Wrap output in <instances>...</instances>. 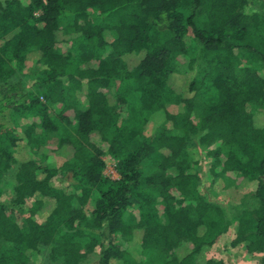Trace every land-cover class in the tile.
<instances>
[{"label": "trees", "instance_id": "obj_1", "mask_svg": "<svg viewBox=\"0 0 264 264\" xmlns=\"http://www.w3.org/2000/svg\"><path fill=\"white\" fill-rule=\"evenodd\" d=\"M255 1L0 2V264H31L44 249L47 264H197L233 222L200 194L192 138L212 179L232 173L237 188H253L257 206L233 219L229 245L264 264V0L260 12ZM189 33L205 66L184 93L169 81L194 70ZM160 111L169 130L146 135ZM37 130L59 135L56 146ZM105 157L118 179L103 175Z\"/></svg>", "mask_w": 264, "mask_h": 264}, {"label": "rangeland", "instance_id": "obj_2", "mask_svg": "<svg viewBox=\"0 0 264 264\" xmlns=\"http://www.w3.org/2000/svg\"><path fill=\"white\" fill-rule=\"evenodd\" d=\"M4 0H0L2 2ZM249 9L260 12L261 10V4L260 0L252 2L249 5ZM91 15H94L93 12H91ZM92 17V16H91ZM93 22H96V18L92 17L91 19ZM200 20V19H199ZM65 21L62 26L65 25ZM199 25L204 27L203 20L199 22ZM104 41L107 44H110L114 38L115 34L113 32L105 31L103 33ZM188 55L192 57L195 61L194 64V70L187 72V74H183L181 71L179 73L172 75L169 81L170 86L177 92H186L188 88V84L191 82V78H193L194 75H196L201 68L205 66L204 59L201 56V47L198 44V42L192 37V35L189 33L185 37ZM58 49L61 52H67L72 50V44L67 45H59ZM109 47L107 48V51H109ZM37 59V56L29 55L28 56V62L26 63L27 69L29 70L32 65H35V60ZM134 61V58L132 59ZM26 69V70H27ZM116 86H118V83L112 82L110 85V89L112 91L115 90ZM206 97V96H205ZM249 111H253V107L248 108ZM168 111L170 113H177L181 111V107H169ZM124 114L122 115V117ZM9 122H12L11 118H6ZM32 119H24L19 118L17 120L16 124H19L21 126H26L28 123H31ZM35 121V120H34ZM0 123H3V120L0 118ZM10 125H12L10 123ZM14 124L12 125V127ZM161 126H164L167 130H169L168 124H165V114L163 111H160L152 116L150 122L145 127V133L146 135H152L154 134ZM13 129V128H12ZM17 131H21L17 129ZM36 133L41 137L43 140V144L46 145L48 148H53L56 146L57 140L59 135L53 134L50 132H43L40 133V130H37ZM192 144L195 146L193 151L195 152L196 159L200 161V165L198 167V178H199V188H200V194L203 198V200L208 201L212 204L220 206L224 211L228 219L232 220V224L230 225L229 232L225 235V237L217 244L216 246L212 248H203L200 252V254L196 257L195 262L197 264L204 263L208 259H222L225 264H259L257 262V257L252 258H245V260L240 261L241 255L234 253L232 249L230 248V241L235 233V226L236 221H233V219H236L238 215H240L245 210H251L257 206V201L254 198V191L253 188L250 187H244V188H237V183L235 185V176L232 173H227L223 177L219 179H212V176L208 173V161L206 158L205 150L200 147L195 138H192ZM105 169L103 171V175L105 177H108L110 179H118L119 175L117 172V161L111 157H105ZM46 165L48 168H57L59 164L57 163L54 158H49L46 161ZM142 173L144 176L148 175L151 171L150 166L146 163L142 166ZM10 179L6 185L4 186L5 190V196L1 199L5 202L4 205H9V198L7 196V192L9 191V184L12 181V178L8 176ZM93 196L91 200L89 201V204L86 207L87 213H90L93 209L94 204V198ZM135 215V207L133 203V207L129 208L124 213V220H131L134 218ZM20 226H22V222H18ZM140 238V234H136V242H138ZM116 242L120 244V239L117 238ZM135 242V243H136ZM9 247V244H3V247ZM137 246V243L134 245V247ZM47 253L48 250L44 249L39 251L38 253H33L30 257L31 264H47ZM245 256H243L244 259Z\"/></svg>", "mask_w": 264, "mask_h": 264}]
</instances>
